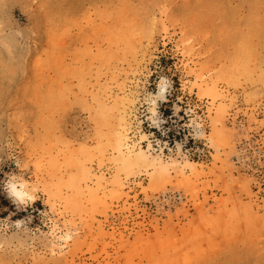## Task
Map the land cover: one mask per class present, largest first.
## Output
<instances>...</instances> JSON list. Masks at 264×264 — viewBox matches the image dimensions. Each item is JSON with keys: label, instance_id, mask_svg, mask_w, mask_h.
Returning <instances> with one entry per match:
<instances>
[{"label": "rangeland", "instance_id": "1", "mask_svg": "<svg viewBox=\"0 0 264 264\" xmlns=\"http://www.w3.org/2000/svg\"><path fill=\"white\" fill-rule=\"evenodd\" d=\"M5 144L48 194L0 191L10 264H264V0H0Z\"/></svg>", "mask_w": 264, "mask_h": 264}, {"label": "clouds", "instance_id": "2", "mask_svg": "<svg viewBox=\"0 0 264 264\" xmlns=\"http://www.w3.org/2000/svg\"><path fill=\"white\" fill-rule=\"evenodd\" d=\"M164 83L163 79L158 83V93L153 95L149 94V99L146 103L147 108V119L151 121L152 125L160 127L163 124V120L160 118L158 113L157 102L165 99V93L169 91L168 87H161ZM180 110V109H179ZM150 113V115H148ZM194 115V113L192 114ZM190 117L189 125L193 129V134L197 138H205L203 128L197 124L195 120ZM7 150V151H6ZM175 153L178 157L183 156V146L177 144ZM15 159L16 167L18 171H12L5 174V179L0 180V191H3L10 201L16 206L17 210H21L31 206V204L40 198V194L43 193L48 195L43 186L36 182L35 174L32 171V166L27 162L22 161L11 151V146L5 144L3 149H0V169H2L6 159ZM168 167H174L180 170L188 169L191 167L190 164L178 160L176 163L169 165ZM168 168L161 169V175H167ZM28 220L20 219L11 221V218L0 219V232L2 233H14L16 235H27L31 228L28 226ZM22 249L13 245H0V264H10L9 261L5 260L6 256H18Z\"/></svg>", "mask_w": 264, "mask_h": 264}, {"label": "bare ground", "instance_id": "3", "mask_svg": "<svg viewBox=\"0 0 264 264\" xmlns=\"http://www.w3.org/2000/svg\"><path fill=\"white\" fill-rule=\"evenodd\" d=\"M118 2H119V1H118ZM141 2H142V1H141ZM120 3H121V2H120ZM128 4H129V3H128ZM110 5H111V4H110ZM204 5H206V4H204ZM117 7H118V6H117ZM118 8H119V7H118ZM108 12H109V11H108ZM116 12H117V11H116ZM116 12H115V13H116ZM130 16H131V15H130ZM109 17H110V16H109ZM137 18H139V17H137ZM123 20H124V19H123ZM127 20H128V19H127ZM120 24H121V23H120ZM124 24H125V23H124ZM152 25H153V24H152ZM132 27H133V26H132ZM137 27H138V26H137ZM135 29H136V28H135ZM137 29H138V28H137ZM114 31L116 32V30H114ZM132 31H133V30H132ZM136 31H137V30H136ZM108 32H109V31H108ZM118 32H119V31H118ZM132 33H133V32H132ZM117 35H119V33H118ZM53 36H54V35H53ZM119 36H120V35H119ZM118 43H119V42H118ZM114 47H115V46H114ZM118 48H119V47H118ZM118 48H117V49H118ZM7 49H8V48H7ZM39 58H40V57H39ZM109 58H110V57H109ZM106 62H107V61H106ZM53 63H54V62H53ZM67 68H68V67H67ZM106 69H107V68H106ZM11 71H12V70H11ZM113 71H114V70H113ZM39 72H40V71H39ZM120 72H121V71H120ZM47 74H48V73H47ZM114 74H115V73H114ZM73 78H74V77H73ZM69 80H70V79H69ZM59 82H60V81H59ZM59 82H58V83H59ZM124 82H125V81H124ZM58 83H57V84H58ZM104 85H105V84H104ZM107 85H108V84H107ZM62 86H63V85H62ZM117 86H118V85H117ZM105 87H106V86H105ZM120 87H121V86H120ZM98 88H99V87H98ZM62 89H64V88H62ZM66 89H67V88H66ZM68 90H69V89H68ZM95 91H96V90H95ZM50 92H51V91H50ZM50 92H49V93H50ZM97 92H98V91H97ZM47 94H48V93H47ZM35 95H36V94H35ZM111 98H112V97H111ZM113 99H114V98H113ZM128 99H129V98H128ZM57 106H58V105H57ZM125 106H126V105H125ZM109 107H110V106H109ZM18 111H19V110H18ZM98 114H99V113H98ZM98 114H97V115H98ZM100 114H101V113H100ZM100 114H99V115H100ZM110 115H111V114H110ZM121 115H123V114H121ZM107 116H108V115H107ZM116 118H117V117H116ZM118 118H119V117H118ZM102 119H103V118H102ZM106 119H107V118H106ZM110 122H111V121H110ZM110 122H109V124H110ZM113 122H114V121H113ZM113 122H112V123H113ZM120 122H121V121H120ZM106 124H108V123H106ZM114 124H115V123H114ZM110 125H111V124H110ZM46 126H47V125H46ZM121 126H123V125H121ZM121 126H120V127H121ZM104 127H105V126H104ZM106 127H107V126H106ZM110 127H111V126H110ZM114 127H115V126H114ZM125 127H126V125H125ZM125 127H124V129H125ZM109 130H110V129H109ZM118 131H119V130H118ZM103 132H105V131H103ZM100 133H101V132H100ZM97 134H98V133H97ZM106 135H107V134H106ZM106 135H105V136H106ZM122 135H123V134H122ZM43 136H44V135H43ZM125 136H126V135H125ZM125 136H124V137H125ZM109 139H110V138H109ZM121 139H122V138H121ZM124 139H125V138H124ZM126 139H127V138H126ZM49 140H50V139H49ZM106 140H107V139H106ZM44 141H45V140H44ZM115 141H116V140H115ZM117 141H118V140H117ZM119 141H120V140H119ZM119 141H118V142H119ZM123 141H124V140H123ZM123 141H120V142H123ZM38 142H39V141H38ZM38 142H36V143H38ZM47 142L49 143V141H47ZM125 142H126V141H125ZM34 143H35V142H34ZM106 143H107V142H106ZM52 144H53V142H52ZM103 144H104V143H103ZM118 144H119V143H118ZM121 144H122V143H121ZM104 145H106V144H104ZM33 146H34V145H33ZM107 146H108V145H107ZM115 146H116V145H115ZM121 146H123V145H120V146H119V147H120V152L122 151V150H121ZM124 146H126V145H124ZM124 146H123V148H124ZM109 147H110V145H109ZM119 147H117V148H119ZM128 147H129V145H128ZM128 147H127V150H128ZM97 148H98V147H97ZM32 149H33V148H32ZM47 149H48V148H47ZM113 149H114V148H113ZM129 149H130V148H129ZM132 149H133V148H132ZM117 150H118V149H117ZM117 150H116V151H117ZM118 151H119V150H118ZM45 152H46V151H45ZM49 152H50V151H49ZM120 152H119V153H120ZM122 152H123V151H122ZM122 152H121V153H122ZM137 152H138V151H137ZM50 153H51V152H50ZM119 153H118V154H119ZM132 153H133V152H132ZM134 153H135V155H136V152H135V151H134ZM39 154H40V153H39ZM47 154H48V153H47ZM102 154H103V153H102ZM124 154H125V153H124ZM129 154H130V152H129ZM140 154H141V153H140ZM135 155H134V157H135ZM118 156H119V155H118ZM120 156H121V155H120ZM123 156H124V155H123ZM130 156H131V155H130ZM136 156H138V154H137ZM140 156H142V154L139 155V158H140ZM49 157L51 158V156H49ZM121 157H122V156H121ZM121 157H120V158H121ZM124 157H125V156H124ZM128 157H129V156L126 155L125 160H126ZM134 157H133V158H134ZM118 158H119V157H118ZM130 158H131V157H130ZM130 158H129V159H130ZM136 158H138V157H136ZM136 158H135V159H136ZM53 160L55 161V159H53ZM130 160H131V159H130ZM233 212H234V211H233ZM234 214H235V213H234ZM257 214H258V213H257ZM255 215H256V213H255ZM253 216H254V215H253ZM257 216H258V215H257ZM260 216H261V215H260ZM261 217H262V216H261ZM263 219H264V218H263ZM211 220H212V219H211ZM250 221H251V220H250ZM213 225H214V224H213ZM254 225H255V224H254ZM215 226H216V225H215ZM215 229H216V227H215ZM228 229H229V228H228ZM226 230H227V229H226ZM255 230H256V228H255ZM258 233H260V232H258Z\"/></svg>", "mask_w": 264, "mask_h": 264}]
</instances>
